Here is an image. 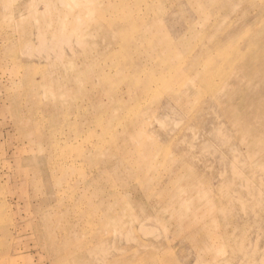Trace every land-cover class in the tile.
Returning <instances> with one entry per match:
<instances>
[{
    "label": "rangeland",
    "instance_id": "374dc122",
    "mask_svg": "<svg viewBox=\"0 0 264 264\" xmlns=\"http://www.w3.org/2000/svg\"><path fill=\"white\" fill-rule=\"evenodd\" d=\"M148 1L0 0V264H264V0Z\"/></svg>",
    "mask_w": 264,
    "mask_h": 264
},
{
    "label": "bare ground",
    "instance_id": "6f19581e",
    "mask_svg": "<svg viewBox=\"0 0 264 264\" xmlns=\"http://www.w3.org/2000/svg\"><path fill=\"white\" fill-rule=\"evenodd\" d=\"M143 1L144 0H119L118 3H114L113 0H97V7H96L97 14L95 15L97 16V18L95 17L94 18L98 23L102 24L101 32L115 31L116 29H120L121 32H123V30L126 29L127 31H131V30L135 32L137 31L139 32V35L142 36V32H140L141 30L138 31L139 29L133 26V23H135L133 20L137 19L139 17V14L143 11L144 9L142 5ZM148 2L162 3V0H153V1L149 0ZM145 6H148L147 2L145 3ZM80 10H85L87 12L94 11L93 8L88 5L80 6ZM80 12L82 13V11ZM126 25H129L130 27L127 28ZM172 205L173 204L171 203L169 206H167L166 210L171 213L174 220H178V219L183 220L182 218L179 217V214L175 212V209L173 208ZM179 209H180L179 213L183 212L184 210L183 208H179Z\"/></svg>",
    "mask_w": 264,
    "mask_h": 264
}]
</instances>
